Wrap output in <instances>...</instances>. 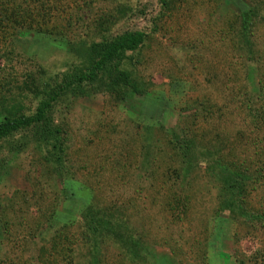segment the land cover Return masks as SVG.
I'll list each match as a JSON object with an SVG mask.
<instances>
[{
	"label": "rangeland",
	"instance_id": "374dc122",
	"mask_svg": "<svg viewBox=\"0 0 264 264\" xmlns=\"http://www.w3.org/2000/svg\"><path fill=\"white\" fill-rule=\"evenodd\" d=\"M135 33L137 51L53 104L60 175L30 130L0 142V264H264V222L221 214L199 160L207 147L263 169L264 0H0V124L33 116L88 74L97 45ZM117 71L141 93L109 89ZM184 131L202 151L188 176L166 139ZM248 190L264 217V180ZM88 206L109 208L131 256L86 242Z\"/></svg>",
	"mask_w": 264,
	"mask_h": 264
},
{
	"label": "trees",
	"instance_id": "16d2710c",
	"mask_svg": "<svg viewBox=\"0 0 264 264\" xmlns=\"http://www.w3.org/2000/svg\"><path fill=\"white\" fill-rule=\"evenodd\" d=\"M245 17L249 18L246 24L253 18L252 13H249V15L245 14ZM144 40V34L135 33L124 35L102 46L97 45L96 50L98 54L94 57L90 55L92 67L88 74L75 77V82L72 81L73 79L71 80L72 82H66L55 94L52 92L53 95L49 92L46 95L47 98L41 102L33 116L17 119L6 117L0 124V142L17 132L30 130L35 145L46 151L48 161L52 163L55 173L60 175L63 172L64 140L62 139V130L54 124L52 118L53 104L59 101L62 91L74 86V84L80 83L82 80H86L89 83L95 82L98 74H102L109 65H112L125 53L137 51L144 43ZM108 88L131 91L134 95L141 93L137 88L136 82L128 74L120 71L116 72ZM256 118L257 116H255L253 121L255 122L254 126L255 124L257 125ZM166 139L170 149L174 151L181 161L183 166L181 169L185 173V176H188V169L192 164L194 165L193 160H191L192 156L204 151V153H201L199 160H201V163L207 165L208 171L216 179L220 196L218 209L221 214H228L233 219H244L243 223L257 222L258 224H262L264 222L263 215L256 213L251 209L250 204H248V189L257 182L259 183L261 180H264V165L263 169L259 168L257 171L251 172L248 168L228 163L223 151L206 149L207 147L200 148L202 149L200 151L197 146L199 144L197 143L196 135H189L187 131L181 134L176 132L167 133ZM198 162H196L197 165ZM64 190L67 194L66 188ZM81 224L84 239L89 244L100 247L108 240L115 244L118 243L122 250L130 249L125 254L127 256L132 255L133 243L131 242L130 235H128V232H118L120 223L113 218L109 208L99 209L95 206H88L82 212Z\"/></svg>",
	"mask_w": 264,
	"mask_h": 264
}]
</instances>
